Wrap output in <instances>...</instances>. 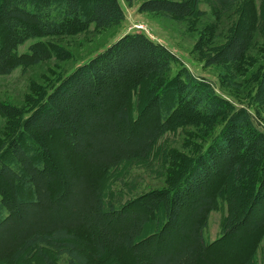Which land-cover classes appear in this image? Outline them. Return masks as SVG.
<instances>
[{
	"label": "trees",
	"instance_id": "trees-1",
	"mask_svg": "<svg viewBox=\"0 0 264 264\" xmlns=\"http://www.w3.org/2000/svg\"><path fill=\"white\" fill-rule=\"evenodd\" d=\"M122 1L131 5L136 0ZM239 1L216 3L227 8ZM83 7L82 0H0V77L22 66L46 62L52 56L49 42L40 39L66 36L72 27L103 32L124 22L119 0H92L88 15ZM194 7L188 2L149 0L140 4L139 11L176 19L202 17L204 13ZM31 40L37 42L27 53L18 54V48ZM245 45L243 39L234 38L220 56L230 63L241 61ZM217 63L218 57L212 58L211 64ZM168 88L176 102L171 108L166 102ZM180 102L189 107L183 110ZM250 102L255 108H264V80L257 84ZM141 103L145 105L139 116ZM180 109L186 118L203 120L208 126L223 122L208 129V133L214 131L204 142L200 143L201 137L191 142L195 158L184 155L186 164L180 160L174 166L172 171L182 177L177 189L145 196L146 206L130 218L125 211L134 204L125 202L116 209L117 194L123 190L114 193L112 202L107 200L111 195L104 180L122 168L147 165L159 141L176 134L172 115ZM51 136L59 137L62 152L75 167L69 164L60 170L53 166L46 144ZM15 138H25L30 151L12 143ZM170 151H164L166 156ZM7 153L13 156L11 165L3 162ZM162 162L167 167L170 160ZM212 176L224 179L219 191H202ZM239 189L249 192L252 205L262 213L257 228L264 230L263 128L246 107L216 91L209 81L193 76L169 49L140 32L126 33L61 77L49 92L44 91L34 110L17 116L10 133L0 141V264H30L34 257L40 258L41 264L61 259L65 264H87L82 255L83 239L97 252L95 259L106 254L114 257L117 250L124 249L136 264H202L205 253L217 249L233 234V220L241 204L234 198L230 208L226 192ZM185 190L187 195H197L188 243L168 253L152 248L148 238L143 239L146 244L140 249L137 240L150 213L162 204L167 215H177V209L189 200L182 198ZM223 207L219 237L205 243L207 215ZM261 242L250 264H264V254L259 256Z\"/></svg>",
	"mask_w": 264,
	"mask_h": 264
},
{
	"label": "rangeland",
	"instance_id": "rangeland-1",
	"mask_svg": "<svg viewBox=\"0 0 264 264\" xmlns=\"http://www.w3.org/2000/svg\"><path fill=\"white\" fill-rule=\"evenodd\" d=\"M146 1L149 0H136L131 5H127L119 0L124 14V22L119 27L95 33L72 27L68 28L66 36L38 40L49 42L48 47L52 56L46 62L37 66H22L14 69L9 75L0 77V141L10 133L11 125L17 116L21 118L30 114L43 97L44 91L49 92L61 77L74 71L123 34L135 32H140L153 43L169 49L193 76L209 81L216 91H220L232 102L246 107L264 130V108H255L250 102L257 84L260 80H264V0H241L227 8H220L216 3L217 0H170L179 3L188 2L192 9H195V4L204 13L200 18L189 15L181 19L168 15L141 13L140 4ZM91 2L92 0H82L85 15L89 13L88 5ZM234 38L245 41L246 51L241 61L230 63L221 58L220 52ZM36 42L32 40L26 42L18 48L17 53L20 55L27 53L28 48ZM61 51L67 54L68 58H64ZM217 57L218 63L211 64L212 58ZM39 89L38 95L35 96L34 92ZM167 91L168 101L166 102H169L167 107L171 108L176 102L173 90L168 88ZM139 96L142 94L140 93ZM36 97L38 101L34 102ZM143 103L137 107L139 116L143 115L145 105ZM180 104L183 110L189 107V105H182L181 102ZM183 110L180 109L172 115V121L176 122L174 127L178 128L174 132L176 134L167 135L159 141L158 149L147 165L122 168L121 172L112 173L104 180L105 185L107 184L106 191L108 190V195H111L107 200L112 202L115 200L114 193H120L123 190L122 194H117L119 199L115 202L116 209L125 205V202L134 204L125 211L126 216L131 218L141 212L143 209L141 206L144 204L145 207L148 203L145 202V196L156 191L163 193L172 189L175 191L182 177L172 171L174 166L180 160L182 164L184 163L182 160L184 155L195 158L196 149L190 147L191 142L196 139L200 141L199 137L202 138L200 143L204 142L216 129L215 126L219 127V124L223 122L219 120L220 123L217 121L208 126L203 123V120L186 118ZM212 126L214 129L208 133V129ZM11 142H17L16 146H22L25 151H30L25 138L20 140L15 138ZM46 144L50 148L48 156L50 159L52 157L51 160L55 163L53 166L56 165L60 170L67 169L69 164L75 167L73 162L68 160V155L62 152L63 146L60 144L59 137L47 138ZM165 150H171L168 156ZM166 159L170 160L167 167L162 162ZM3 160L11 165L13 156L7 153ZM177 178L180 180L176 183ZM223 181L224 179L220 176H212L209 184L202 188V191L209 188L219 191L218 188ZM187 191L182 192V198L189 197V200L182 204V208L177 209V215H167L162 204L150 213L148 223L137 240L140 242L138 244L140 249L146 244L143 243V239L148 238L151 239L152 248L158 247L168 253L176 252L188 243L187 233L197 208V195H187ZM233 192H226L229 195L227 202L230 208L233 205L231 200L233 201L234 198L241 204L233 220V225L236 223L233 234H230L225 241H221L217 249L205 253L202 264H244V260H248L250 264L254 250L260 241L262 242L259 256L263 257L264 230L260 231L257 228L260 223L259 214L262 213L252 205V197L247 190L239 189ZM104 211L107 212V210ZM207 216L203 231L205 243L219 237L220 223L225 216L224 207ZM172 217L173 220L170 221L169 218ZM96 254V251H92L85 245L83 239L82 255L87 259V264H136L130 252L124 249L117 250L113 254L114 257L106 254L95 259ZM30 264H41L40 258L34 257L30 260ZM55 264H65V259Z\"/></svg>",
	"mask_w": 264,
	"mask_h": 264
}]
</instances>
